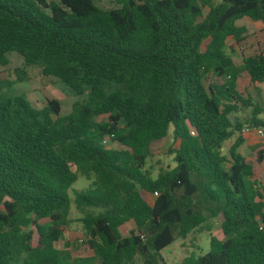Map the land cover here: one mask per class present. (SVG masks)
Here are the masks:
<instances>
[{"label":"trees","instance_id":"obj_1","mask_svg":"<svg viewBox=\"0 0 264 264\" xmlns=\"http://www.w3.org/2000/svg\"><path fill=\"white\" fill-rule=\"evenodd\" d=\"M95 1L0 0V69L16 53V74L36 67L76 98L61 116L59 100L37 109L0 79V264H164L163 249L215 219L222 239L179 264H264V154L254 166L240 137L223 154L238 112L264 129L248 93L264 50L236 64L227 48L264 31V0ZM170 127L178 146L152 176L150 145ZM78 177L92 182L72 202ZM72 204L83 257L56 247Z\"/></svg>","mask_w":264,"mask_h":264},{"label":"rangeland","instance_id":"obj_2","mask_svg":"<svg viewBox=\"0 0 264 264\" xmlns=\"http://www.w3.org/2000/svg\"><path fill=\"white\" fill-rule=\"evenodd\" d=\"M95 4L104 10L114 9L117 7L115 0H96ZM246 25L245 22L240 24ZM228 52L233 54V60L236 64H240L243 56L258 54L264 50V31L260 32L250 26L245 36V39L240 44H235L231 40H227ZM9 65L6 68L0 69V79L5 80L9 87V92L14 95L25 96L33 107L41 109L46 106L51 99H56L61 102L60 115L64 116L70 113L71 104L76 98L67 91L61 84L57 83L52 78H46L41 75L40 70L36 67L24 68L25 75H18L15 69L23 68V59L16 53L8 55ZM252 102L258 104L262 108L263 113L259 118L264 119V84L250 88ZM251 109L243 110L234 115V119L239 121L243 126H246V121L250 119ZM240 137L242 144L238 151L246 160L256 165L258 154H264V137L257 138L255 136H241L239 132L235 133L233 138L223 145V154L226 155L229 147ZM178 142L172 137L171 127L168 130L167 136L158 142H153L150 145V158L147 161V167L151 168L152 176H155L157 169L161 165L171 164L172 157L169 156V150H175ZM105 148L110 150H118L120 147L116 142L107 141ZM254 179L261 184H264V163L256 165ZM92 180H86L78 177L77 181L69 190V196L73 202L74 193L85 191L91 185ZM150 201L154 196L149 195ZM1 210V207H0ZM80 214L71 205L69 219L72 221L67 228L63 229L62 239L56 244L58 249L63 246L68 247L73 257L86 256V238L83 234L81 224L77 221ZM45 223V221H43ZM220 220L215 219L208 222L207 229H202L188 235L185 239H177L170 246L161 251V257L164 264H179V262L188 255L193 254L195 257L204 255L209 250V242L211 237L222 239L220 231ZM133 230L131 223L124 224L119 231L122 236H127ZM135 264H141L139 259H136Z\"/></svg>","mask_w":264,"mask_h":264},{"label":"built area","instance_id":"obj_3","mask_svg":"<svg viewBox=\"0 0 264 264\" xmlns=\"http://www.w3.org/2000/svg\"><path fill=\"white\" fill-rule=\"evenodd\" d=\"M239 135L241 136H255L257 138H263L264 137V129L259 128V127H254V126H243L240 131ZM108 139H104L102 141V144L105 146L107 144ZM152 196H156V193L153 194Z\"/></svg>","mask_w":264,"mask_h":264},{"label":"crops","instance_id":"obj_4","mask_svg":"<svg viewBox=\"0 0 264 264\" xmlns=\"http://www.w3.org/2000/svg\"><path fill=\"white\" fill-rule=\"evenodd\" d=\"M260 85H261V84H260ZM257 86H258V85H257ZM250 88H254V89H255V87H250ZM250 88H249V89H250ZM249 89H248V93L250 94ZM260 119L264 121L263 118H260Z\"/></svg>","mask_w":264,"mask_h":264}]
</instances>
